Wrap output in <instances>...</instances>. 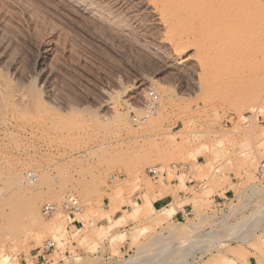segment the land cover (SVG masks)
<instances>
[{"label": "rangeland", "instance_id": "rangeland-1", "mask_svg": "<svg viewBox=\"0 0 264 264\" xmlns=\"http://www.w3.org/2000/svg\"><path fill=\"white\" fill-rule=\"evenodd\" d=\"M2 2L8 8L0 7V25L12 40L0 26V53L11 54L0 59V69L17 84L31 75L45 105L20 113L0 88L1 105L6 99L0 112V264H264V184L255 175L264 157V94L249 110L241 95L248 87L239 83L226 100L211 102L194 91L191 67L168 68L143 51L145 44L100 42L59 0L30 6L44 16L39 19L54 22V33L32 26L15 2ZM55 38L60 43L53 47ZM145 75L154 84L142 82ZM133 82L144 90L124 93ZM149 91L158 100L145 117ZM192 163L206 178L194 193L202 207L172 220L146 202V191L174 177L171 164ZM149 168L159 173L151 176ZM228 172L239 184L234 197L218 204L210 196ZM67 195L78 199L80 211L62 207ZM45 203L57 205L50 216L41 212ZM47 240L54 247L44 251Z\"/></svg>", "mask_w": 264, "mask_h": 264}, {"label": "bare ground", "instance_id": "bare-ground-1", "mask_svg": "<svg viewBox=\"0 0 264 264\" xmlns=\"http://www.w3.org/2000/svg\"><path fill=\"white\" fill-rule=\"evenodd\" d=\"M10 1L11 0H9V2ZM34 1L35 0H12L11 2H15L14 4H16L18 8L21 10L20 12L24 14L27 20L32 22L31 25L33 24L35 27L36 24H38V26H36L38 28H39V25H41V27L44 28L46 32L49 31V33H54L53 29H55L56 26L52 27V25H55L54 22H52V20L51 21L49 20V21L53 24H51L47 20V17H45L46 20L45 18L44 19L41 18L42 20L39 19L38 16L44 17L42 14L39 15L37 13L38 15L37 16L36 13L35 14L33 13L35 10H37L36 7L34 11H33L34 8L33 9L30 8V6L31 7L34 6ZM59 1L65 4L66 7H68L70 10L73 11V13L78 14V17L79 16L80 18L82 17L87 22L86 24L89 25L95 38H97V40H99L100 42L105 43L107 45L108 44L109 45L110 44L111 45H114V44L123 45L124 44L128 47H134V48H139V49L142 48V46L144 47V44H145L147 45L145 46L147 47V49L143 48L144 49L143 51L146 54L152 55V56H154V54H157L156 57H159V60H164V63H166L165 66H167L168 68H177V69L181 68L182 69V67L186 68V66L191 67L193 70V71L191 70V73H193L194 75L193 77L194 91L195 90L198 92L204 91L203 93L206 95V97H208V99H211V102H212V99H214V101L216 99H221L222 101L223 99L226 100L225 99V97H227L226 92L228 91V93L230 94V90L232 88H235V86H238L241 84L240 86H243L244 88L248 87V89L242 90L241 95L243 96V98H246L245 101L243 102V106L247 107V109L249 110H252V108H254L253 106L255 105V102L259 103L260 98L264 94L263 92L264 90L263 89L264 87L263 71L264 70L262 68V64H263L262 57L264 55V47H263V43H264L263 42L264 40V0H59ZM0 2L1 4H3L2 0H0ZM7 3H8V0H7ZM2 6L5 9V7H7V4L6 6L4 5ZM2 6L0 5L1 8H3ZM38 6H41V4H39ZM16 8L17 7H15V9ZM1 13L4 14L5 11L4 13L3 12ZM2 17L0 15V18ZM6 20H4L3 22H6ZM7 23L8 22H6V24ZM4 24L5 23H3V26ZM9 25L12 26L13 23ZM0 26L2 27L1 29L2 31L4 28L2 25ZM32 26H31V29L33 30L34 28H32ZM12 28H15V25L14 27L12 26ZM9 29L11 30V27H9ZM7 30L8 29L3 30L2 32L5 33V31ZM38 30H36L37 33L41 34V32H39ZM44 30L42 29L43 32ZM36 31L34 32L36 33ZM9 33H13V32L10 31ZM19 33L21 32L19 31L18 35H20ZM3 34L1 33V35ZM15 34L16 33L14 31V36ZM57 35L58 33L55 36ZM132 35H136V37L138 38V40L136 41L137 44L135 45L133 42H130L128 40L129 36H132ZM58 36L62 37V35L60 34ZM5 37H9V35L6 36V33H5ZM15 37L17 39V36ZM58 38L57 39L55 38V40H53L54 39L53 37V39H51V42L53 43V47L56 45L58 46V44L60 43V42L59 43L55 42L59 40ZM39 39H40V36H39ZM5 40L8 41V38ZM9 40H12V39H10L9 37ZM49 41H46V43H48ZM10 42L11 41H9V45L12 46L13 42H11V44ZM7 43L8 42H6L5 45ZM3 45L1 44V46ZM12 47H15V46L13 45ZM8 48L10 49L11 47H8ZM123 48L125 47L123 46ZM50 49H52V47ZM8 51L6 54V50L4 49L0 53V59L2 57L5 58L6 57L5 54L8 56L10 54V52L8 54ZM7 58L5 60H7ZM50 59L52 60V58ZM15 67L12 68L14 69L12 72L16 70ZM169 70L171 71V69ZM5 72L3 73L2 71L3 74L0 73V88L4 89L5 91L7 89L8 94L10 93L11 96L13 97L11 101L13 104L11 105V107L13 106L14 110L16 109L19 111L21 110L20 113H23V112L28 113L30 111L32 112L31 109L33 108L43 106L44 103L41 97L43 95L42 89L39 88V85L37 86V83L36 84L33 83L34 81L30 79L31 75H29V77H27L25 80L20 78L22 81L19 80V83L17 84L15 82L16 83L15 84L14 81L11 79L10 80L12 81V83L10 82V80L8 82V80L6 79L7 72L6 73ZM36 73H39V72H36ZM4 74H6V77ZM141 77H142L141 81L144 83H147V85L149 84L150 86L154 84V79L152 80L151 77L150 78L146 77V75L141 76ZM140 82H139V85H135L133 82L132 85L130 84L128 86H124L123 87L124 89L122 88L124 90V93L127 92L128 90L130 91L131 89H138V88H140V91L141 90L143 91L144 87L143 88L141 87ZM240 86H239V90H240ZM44 90L48 92L46 88H44ZM140 91L139 93L142 92ZM233 91L234 90H232V92ZM204 94L203 96L205 97ZM48 95L51 96L50 94ZM0 96H1V92H0ZM3 96H1L0 98L1 100ZM208 99L206 101H209ZM5 100L4 102H6ZM109 100L112 101L111 99ZM109 100L107 104H109V107L113 109L114 107L112 105H114V102L112 104L111 102H109ZM4 102L2 101L3 104ZM11 102L9 103V105L11 104ZM3 104L1 105V101H0V112H1V108H2V111L5 108ZM3 113L4 112H2V114ZM34 113H36V111H34ZM34 113H32V115ZM42 113L44 114L45 112H42ZM3 115L6 116L5 113ZM39 117L41 116L39 115ZM116 117L118 119L120 115ZM6 122L7 120L3 123H6ZM7 131H9V129H7ZM147 200L146 202L149 204V200L148 201Z\"/></svg>", "mask_w": 264, "mask_h": 264}, {"label": "crops", "instance_id": "crops-1", "mask_svg": "<svg viewBox=\"0 0 264 264\" xmlns=\"http://www.w3.org/2000/svg\"><path fill=\"white\" fill-rule=\"evenodd\" d=\"M203 158L204 155H198L197 164L203 163ZM193 164L176 171L169 182L165 181L163 185L146 191L151 206L156 211L163 210L165 216L179 221L183 220L187 213L191 214L194 206L202 207L201 200L194 193L205 183L206 178H201L202 174L191 168ZM179 177H182V182ZM238 184L239 181L233 172H228L224 179L214 186L210 200L218 204L224 203L226 199L235 196ZM78 223V220H73L69 225L75 227Z\"/></svg>", "mask_w": 264, "mask_h": 264}, {"label": "built area", "instance_id": "built-area-1", "mask_svg": "<svg viewBox=\"0 0 264 264\" xmlns=\"http://www.w3.org/2000/svg\"><path fill=\"white\" fill-rule=\"evenodd\" d=\"M157 100H158L157 94H155V92L153 91H149L147 102L144 105L145 117L149 116L150 114L154 112V108L156 106ZM174 168L176 172V171H179L180 169H183L184 167L181 164H171L170 170L174 171ZM148 172L151 176H156L159 173L157 171V168H149ZM163 175H166L165 171L163 172ZM255 175L260 180V182L264 184V157L258 162ZM61 204H62V207L69 212V214H74L75 211H80V208H81L78 199L72 195L64 196ZM56 210H57V205L55 203H45L41 208V212L44 216H50ZM186 215H188V213ZM53 247H54V242L51 240H47L43 246V249L44 251H48L52 249Z\"/></svg>", "mask_w": 264, "mask_h": 264}]
</instances>
